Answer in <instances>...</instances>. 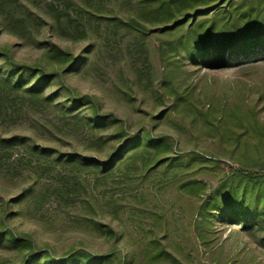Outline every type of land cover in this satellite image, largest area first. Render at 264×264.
Masks as SVG:
<instances>
[{
	"label": "trees",
	"instance_id": "1",
	"mask_svg": "<svg viewBox=\"0 0 264 264\" xmlns=\"http://www.w3.org/2000/svg\"><path fill=\"white\" fill-rule=\"evenodd\" d=\"M0 20L3 31L16 36L47 25L65 39L89 40L78 54L56 42H44L45 60L39 66L17 61L11 51L0 46L1 70L6 71V74L0 73V116L4 119L5 115L19 114L33 105L43 111L51 110L68 124V129L59 131L61 141L65 137L76 140L79 134L84 137L83 151L61 152L53 146L30 142L25 145L37 157L36 162L46 161L53 168L65 171L57 184L48 180L50 175L44 177L40 193L44 192L58 204L77 207L79 217L90 223L87 224L98 234L112 239L120 236L118 230L98 218L116 210V192L110 193L108 208L104 210V204L88 190L71 189L69 183L79 181L75 176L87 173L92 174L89 177L103 180L111 178L117 170L124 173L125 169L150 171L154 168L182 176L186 173L185 162L192 161L200 171L216 169L219 165L218 159L194 150L172 156L174 139L169 135L156 136L148 128L128 133L127 125L120 118L102 110L99 98L76 92L65 83L67 76L82 74L95 64L93 59L99 47L96 36L131 57L133 47L144 45L152 33L161 39L158 54L164 68L159 75L154 76L146 53L139 66L131 64L144 81V87L152 92L158 109L154 117L158 118L171 109L194 106L190 66L226 68L258 57L264 59V0H0ZM56 84L60 85L57 89L60 94L46 93L47 85ZM60 97L65 99L59 100ZM165 97L171 100L167 112L158 103ZM242 104L222 109L223 115L218 121L222 125L245 123V131L232 148L234 164L210 193L206 194L201 180L189 176L181 189L198 197L206 194L199 207L200 235V230L212 226L216 219L240 224L246 234L264 245V123L257 118L255 107L247 108L243 101ZM223 129L232 131V128ZM11 141L10 144L19 142ZM106 147L110 149L102 156L85 153L87 149L98 153ZM35 186L28 189L34 191L33 196L39 191ZM151 241L156 249L153 259L162 261L170 257L173 262L177 261L159 241ZM8 243L21 257L5 264H125L124 256L117 251L110 250L105 255L82 247L57 253L38 245L29 233L1 228L0 246L7 247Z\"/></svg>",
	"mask_w": 264,
	"mask_h": 264
},
{
	"label": "rangeland",
	"instance_id": "2",
	"mask_svg": "<svg viewBox=\"0 0 264 264\" xmlns=\"http://www.w3.org/2000/svg\"><path fill=\"white\" fill-rule=\"evenodd\" d=\"M160 40L152 33L144 45L133 47L131 57L96 36L99 47L93 59L95 64L82 74L67 76L65 83L76 92L99 98L102 110L120 118L121 123L127 125L128 133L148 128L156 136L169 135L174 139L172 156L194 150L218 159V168L200 171V167L189 161L183 165L186 173L182 176L160 168L150 171L125 169L124 173L117 170L111 178L103 180L89 177L92 174L87 173L75 176L79 181L69 183L71 189L88 190L94 199H100L104 210L108 208L110 193L116 192V210L98 218L118 230L120 236L112 239L98 234L90 223L79 217L77 207L58 204L44 192L40 193L44 177L50 175L48 180L57 184L65 171L53 168L46 161L36 162L37 157L25 144L53 146L61 152L83 151L84 137L79 134L76 140L65 137L61 141L59 131L68 129V124L51 110L28 105L19 114L5 115L4 119L0 116V229L29 233L38 245L57 253L82 247L105 255L117 251L124 256L125 264H264V245L246 234L240 224L215 219L212 226L200 230L201 235L198 231L201 199L213 191L225 171L234 164L232 148L245 131L244 122L219 124L221 110L243 101L247 108L255 107L257 118L264 123V59L258 57L255 61L246 60L241 65L226 68L190 66L194 106L171 109L158 118L154 117L158 109L153 94L144 87V81L136 75L131 64L139 66L146 53L154 76L159 75L164 68L158 54ZM48 41L75 54L89 43L88 39H65L47 25L25 30L20 36L12 35L3 31L0 20V46L11 51L17 61L39 66L45 60L44 42ZM1 66L0 60V73L6 74ZM59 86L47 85L46 93L60 94L57 93ZM165 98L158 103L167 112L171 100ZM223 128H232V131ZM10 139L19 142L10 144ZM109 149L106 147L98 153L87 149L85 153L102 156ZM188 176L203 182L205 195L198 197L181 189ZM34 186L39 191L33 196L34 191L28 189ZM152 239L159 241L177 261L173 262L170 257L162 261L153 259L151 256L156 249ZM13 248L10 243L7 247L0 246V264L20 259V252Z\"/></svg>",
	"mask_w": 264,
	"mask_h": 264
}]
</instances>
